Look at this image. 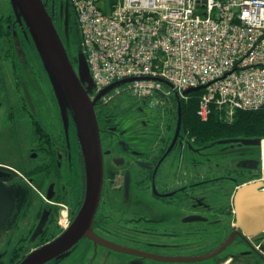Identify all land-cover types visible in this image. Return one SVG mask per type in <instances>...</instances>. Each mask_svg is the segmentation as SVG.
Masks as SVG:
<instances>
[{
  "label": "flooded vegetation",
  "instance_id": "1",
  "mask_svg": "<svg viewBox=\"0 0 264 264\" xmlns=\"http://www.w3.org/2000/svg\"><path fill=\"white\" fill-rule=\"evenodd\" d=\"M42 2L77 73L72 50L79 33L73 9L67 0ZM27 36L14 0H0V264H20L67 231L87 189L82 140L72 118L63 119ZM38 70L49 82L44 81L42 102L33 95L41 91ZM142 105L124 129L117 123L124 115L118 105L96 103L102 154L99 202L87 232L44 264H264V231L248 236L240 230L234 201L244 184L264 188L260 145L240 142L261 139L214 140L225 144L222 158L240 157L230 169L216 163L215 174L182 170L176 163L178 149L194 152L192 145L214 141L198 145L179 124L177 131V109ZM219 196H229L230 206H221ZM199 245L203 247L194 251Z\"/></svg>",
  "mask_w": 264,
  "mask_h": 264
},
{
  "label": "built area",
  "instance_id": "2",
  "mask_svg": "<svg viewBox=\"0 0 264 264\" xmlns=\"http://www.w3.org/2000/svg\"><path fill=\"white\" fill-rule=\"evenodd\" d=\"M69 1L94 93L130 80L101 103L203 87L202 121L264 107V0Z\"/></svg>",
  "mask_w": 264,
  "mask_h": 264
},
{
  "label": "water",
  "instance_id": "3",
  "mask_svg": "<svg viewBox=\"0 0 264 264\" xmlns=\"http://www.w3.org/2000/svg\"><path fill=\"white\" fill-rule=\"evenodd\" d=\"M17 19L23 20L32 36L36 50L48 75L58 100L63 119L72 118L77 134L82 140L87 189L83 207L70 228L60 237L33 251L20 264H44L69 250L87 232L100 198L102 184V154L99 127L94 106L96 101L116 83L90 100V76L76 74L67 52L42 0H14ZM85 85V88H84ZM197 89L184 92L188 94ZM27 93V92H26ZM238 141V140H236ZM231 141H224V143ZM244 145H259V140L243 139ZM260 187V186H259ZM258 183L240 187L234 196L237 225L246 235L264 231V190Z\"/></svg>",
  "mask_w": 264,
  "mask_h": 264
},
{
  "label": "rangeland",
  "instance_id": "4",
  "mask_svg": "<svg viewBox=\"0 0 264 264\" xmlns=\"http://www.w3.org/2000/svg\"><path fill=\"white\" fill-rule=\"evenodd\" d=\"M28 37H30V41L32 43H34L33 38L31 35L27 36V41H28ZM77 49V47H75L73 51V53H75V50ZM78 56V61H77V66H76V71L78 74H81L83 77H88L89 75V68H88V64H87V60L85 58V56L83 54H77ZM21 62V61H20ZM25 68V67H24ZM38 69V68H37ZM38 74L36 73V75L40 76V80L38 79V82L40 83V87H41V91H37L35 90L33 92L34 97L38 98L40 102H42L44 100V96H43V86H44V81L46 83H49L45 73L43 74L42 71L38 70ZM25 80L28 81V76H25ZM50 87V86H49ZM147 94V93H146ZM151 94H147V96L141 95L140 98H135V97H131L130 95H122L120 96L118 99H116L114 101V103L117 106V108L119 109L118 113H124V115L121 116V118H119L117 120V123L120 125L121 128L124 129H129L131 127V123L133 122L136 114H137V109L143 105H141V101L144 99L146 100V103L148 104L147 106L150 107L153 105L155 106H160V107H164V105H168V104H162L160 102H157L156 99H154L153 97L150 96ZM144 97V98H142ZM14 99H17V97L14 95ZM152 103V104H151ZM50 105L51 108H53V106H56V102H55V98L53 96L52 90L50 88ZM129 109H133L132 112H128ZM160 109V108H159ZM125 113H129L127 115H125ZM157 114L158 111L156 112ZM176 117V116H175ZM176 121L177 125V131H178V124L179 121L178 119H175L174 122ZM225 144H223L220 141H214L210 144L204 145L202 147H196L195 145H192L191 147L195 148L194 152L190 151V147L188 149L185 150H177L175 152V156H176V163L177 164H182L181 169L184 170L187 167L191 168L192 170H195L196 172H204V171H210L211 170V174H215L216 168L217 166H215V164H219V165H224L226 166L227 169H230L232 167H234V163L239 161L240 157L239 156H234L232 158H222V154L223 153V146ZM133 146H135L136 148L140 147V144L138 142H134ZM260 155L262 157V151L261 148L259 149ZM209 169V170H208ZM231 190V188H230ZM219 194H222V192H219ZM218 201L219 204L221 206H225V207H229L231 204V200L229 196H219L218 197ZM197 238V237H196ZM199 242V241H198ZM201 243V242H200ZM197 247V243L195 244ZM203 247V245H199L198 248H196L194 251H198V249H201ZM193 252V251H192Z\"/></svg>",
  "mask_w": 264,
  "mask_h": 264
},
{
  "label": "trees",
  "instance_id": "5",
  "mask_svg": "<svg viewBox=\"0 0 264 264\" xmlns=\"http://www.w3.org/2000/svg\"><path fill=\"white\" fill-rule=\"evenodd\" d=\"M201 92H193L187 100L171 99L166 107L177 109L179 129L196 144L234 137L264 138V107L257 110L236 111L231 120L225 119L219 111L211 113L202 121L197 115L198 99Z\"/></svg>",
  "mask_w": 264,
  "mask_h": 264
},
{
  "label": "bare ground",
  "instance_id": "6",
  "mask_svg": "<svg viewBox=\"0 0 264 264\" xmlns=\"http://www.w3.org/2000/svg\"><path fill=\"white\" fill-rule=\"evenodd\" d=\"M262 162H263V167H264V142H263V149H262Z\"/></svg>",
  "mask_w": 264,
  "mask_h": 264
}]
</instances>
